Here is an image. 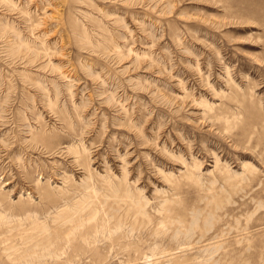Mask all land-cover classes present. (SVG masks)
Wrapping results in <instances>:
<instances>
[{
  "label": "rangeland",
  "instance_id": "374dc122",
  "mask_svg": "<svg viewBox=\"0 0 264 264\" xmlns=\"http://www.w3.org/2000/svg\"><path fill=\"white\" fill-rule=\"evenodd\" d=\"M0 260L264 264V0H0Z\"/></svg>",
  "mask_w": 264,
  "mask_h": 264
},
{
  "label": "bare ground",
  "instance_id": "6f19581e",
  "mask_svg": "<svg viewBox=\"0 0 264 264\" xmlns=\"http://www.w3.org/2000/svg\"><path fill=\"white\" fill-rule=\"evenodd\" d=\"M11 241V240H10ZM36 246V245H35ZM29 247V246H28ZM60 249V248H59ZM32 250V249H31ZM15 259V258H14ZM1 261V260H0ZM3 261V260H2ZM11 261H13V262H15V260H11ZM31 262V261H30ZM20 263V262H19ZM22 264V263H21Z\"/></svg>",
  "mask_w": 264,
  "mask_h": 264
}]
</instances>
